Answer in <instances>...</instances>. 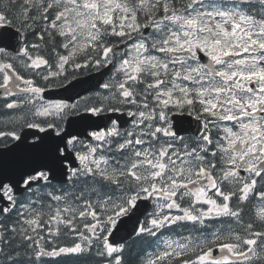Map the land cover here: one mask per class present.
Listing matches in <instances>:
<instances>
[{"label":"snow or ice","instance_id":"obj_1","mask_svg":"<svg viewBox=\"0 0 264 264\" xmlns=\"http://www.w3.org/2000/svg\"><path fill=\"white\" fill-rule=\"evenodd\" d=\"M0 108V264H264V0H0Z\"/></svg>","mask_w":264,"mask_h":264},{"label":"flooded vegetation","instance_id":"obj_2","mask_svg":"<svg viewBox=\"0 0 264 264\" xmlns=\"http://www.w3.org/2000/svg\"><path fill=\"white\" fill-rule=\"evenodd\" d=\"M14 127L16 126L13 124L8 112L0 108V131H9L12 130ZM26 130L28 129H24L23 131H21L20 134L22 135V133ZM4 139H7V137H5Z\"/></svg>","mask_w":264,"mask_h":264},{"label":"water","instance_id":"obj_3","mask_svg":"<svg viewBox=\"0 0 264 264\" xmlns=\"http://www.w3.org/2000/svg\"><path fill=\"white\" fill-rule=\"evenodd\" d=\"M99 74H95V75H92L86 79H93V77H98ZM48 96H51V97H54V98H61V97H64L66 95H68L67 93L63 92V90H60V91H56V92H51V93H48L47 94ZM141 220H143V217L140 218ZM135 224V220H132L128 225H126V228L128 229V231H131V228H132V225ZM121 234H124L123 231ZM117 239H119L117 237Z\"/></svg>","mask_w":264,"mask_h":264},{"label":"trees","instance_id":"obj_4","mask_svg":"<svg viewBox=\"0 0 264 264\" xmlns=\"http://www.w3.org/2000/svg\"><path fill=\"white\" fill-rule=\"evenodd\" d=\"M129 243H131V241L129 242ZM148 245H147V243H145L144 245H143V247H147ZM139 245L136 247V250L135 251H130V253H129V255H128V259H129V261H130V264H136V251H138L139 250Z\"/></svg>","mask_w":264,"mask_h":264}]
</instances>
